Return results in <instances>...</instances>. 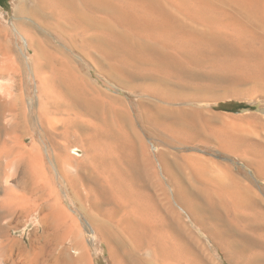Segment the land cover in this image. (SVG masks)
<instances>
[{"label":"bare ground","instance_id":"1","mask_svg":"<svg viewBox=\"0 0 264 264\" xmlns=\"http://www.w3.org/2000/svg\"><path fill=\"white\" fill-rule=\"evenodd\" d=\"M12 12L0 264H94L90 234L111 264H223L213 250L264 264V131L208 116L180 84L207 54H235L254 60L264 94V0H15ZM25 218L29 243L12 236Z\"/></svg>","mask_w":264,"mask_h":264},{"label":"rangeland","instance_id":"2","mask_svg":"<svg viewBox=\"0 0 264 264\" xmlns=\"http://www.w3.org/2000/svg\"><path fill=\"white\" fill-rule=\"evenodd\" d=\"M14 1L0 0L1 24L7 25L11 30L15 28L16 24L12 12ZM227 55H212L210 53L203 57L201 64L193 62L187 69L188 71L186 70L188 73L182 74L180 84L191 94H194V99L197 98L193 100V106L204 109L208 116L218 115L219 120H234L246 125L250 123L249 125L253 126L255 132L262 133L264 131V94L260 90L255 75L257 74L255 62L249 57L239 58L235 54ZM127 94V92L123 93L129 102H134L139 98L138 95H129V97ZM185 147L188 152H196L228 161L236 168H245L240 158L232 153L222 151L214 145L194 143ZM246 169L250 171L248 167ZM254 180L256 184L261 183L264 186V182ZM30 223L27 218L15 223L18 228L12 230V236L22 242L29 243L35 230L33 223ZM89 238L93 242L94 264H111L106 244L95 236L93 238L92 234L89 235ZM212 253L215 258L217 257V260L223 261V264H236L222 259L221 252L217 250H213Z\"/></svg>","mask_w":264,"mask_h":264}]
</instances>
